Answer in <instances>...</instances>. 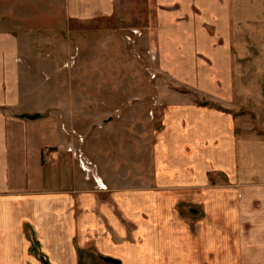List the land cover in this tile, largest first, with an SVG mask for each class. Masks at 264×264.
<instances>
[{
  "label": "crops",
  "instance_id": "1",
  "mask_svg": "<svg viewBox=\"0 0 264 264\" xmlns=\"http://www.w3.org/2000/svg\"><path fill=\"white\" fill-rule=\"evenodd\" d=\"M64 1L69 20H88L112 16L120 0ZM157 1V69L211 103L171 95L159 130L135 131L133 145L120 138L113 162L108 142L96 153L55 118L21 116L39 112L23 102L20 37L0 32V264H43L33 239L48 264H264V92L254 129L233 112V67L215 62L225 48L200 51L201 40L228 31L230 3ZM241 92L247 106L254 101L249 88ZM71 147L96 164L105 188ZM127 163L138 170L121 175Z\"/></svg>",
  "mask_w": 264,
  "mask_h": 264
},
{
  "label": "rangeland",
  "instance_id": "2",
  "mask_svg": "<svg viewBox=\"0 0 264 264\" xmlns=\"http://www.w3.org/2000/svg\"><path fill=\"white\" fill-rule=\"evenodd\" d=\"M228 1L233 20L228 31L221 27L218 31L225 33L219 37L213 24H204L209 35L218 37L210 43L201 40L200 51L213 50L215 46L225 48L223 55L214 57L218 64L228 62L233 67V77L238 82L234 87L233 112L245 114L250 126L257 129L253 111L258 92H264V0ZM64 3L0 0V32L9 30L20 37L23 102L27 109L39 112V118H55L61 129L72 133L82 144L88 137L96 153L99 144L108 142V155L113 162L119 156L114 149L120 138L125 146L133 145L135 131L144 132L149 126L155 132L159 130L165 101L171 95L187 93L200 104L210 100L157 69V0H120L112 16L88 20H69ZM243 86L254 95L248 106L242 101ZM212 105L220 109L226 106L216 102ZM148 117L152 121L146 122ZM116 124L122 130L126 128L127 133L119 132ZM104 127L108 129L102 131ZM69 149L71 159L80 168L86 163L85 173L97 178L96 164L79 147ZM122 168L117 170L121 175L131 174V168L138 170L128 163ZM190 211L187 213L192 215Z\"/></svg>",
  "mask_w": 264,
  "mask_h": 264
},
{
  "label": "water",
  "instance_id": "3",
  "mask_svg": "<svg viewBox=\"0 0 264 264\" xmlns=\"http://www.w3.org/2000/svg\"><path fill=\"white\" fill-rule=\"evenodd\" d=\"M23 118L25 119H31V120H37L39 118V114H36V115H26V114H23L21 115ZM112 119L110 118L109 121H111ZM191 214L194 215L197 213V210L196 209H191ZM104 262H107V263H111V264H121L119 261H114V259H111V258H101ZM42 260H43V264H48L47 260L45 259V257H42Z\"/></svg>",
  "mask_w": 264,
  "mask_h": 264
},
{
  "label": "trees",
  "instance_id": "4",
  "mask_svg": "<svg viewBox=\"0 0 264 264\" xmlns=\"http://www.w3.org/2000/svg\"><path fill=\"white\" fill-rule=\"evenodd\" d=\"M41 250H40V247H39V245H38V243L33 239V252L39 257V255H40V257L42 258L43 256L41 255V252H40Z\"/></svg>",
  "mask_w": 264,
  "mask_h": 264
},
{
  "label": "built area",
  "instance_id": "5",
  "mask_svg": "<svg viewBox=\"0 0 264 264\" xmlns=\"http://www.w3.org/2000/svg\"><path fill=\"white\" fill-rule=\"evenodd\" d=\"M84 166H85V165L83 164V169H84L85 171H88V169H86ZM95 179H96L97 187H98V188H99V187L102 188V189L105 188L104 185L101 184L97 178H95Z\"/></svg>",
  "mask_w": 264,
  "mask_h": 264
}]
</instances>
